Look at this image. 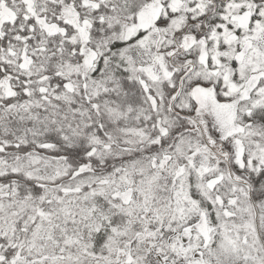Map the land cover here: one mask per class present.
<instances>
[{"label":"snow or ice","instance_id":"1","mask_svg":"<svg viewBox=\"0 0 264 264\" xmlns=\"http://www.w3.org/2000/svg\"><path fill=\"white\" fill-rule=\"evenodd\" d=\"M0 264H264V0H0Z\"/></svg>","mask_w":264,"mask_h":264}]
</instances>
